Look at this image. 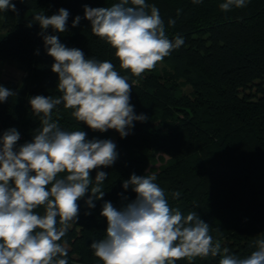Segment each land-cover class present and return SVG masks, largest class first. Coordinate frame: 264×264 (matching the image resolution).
<instances>
[{"label": "trees", "instance_id": "1", "mask_svg": "<svg viewBox=\"0 0 264 264\" xmlns=\"http://www.w3.org/2000/svg\"><path fill=\"white\" fill-rule=\"evenodd\" d=\"M118 2L12 0L17 11L0 10V61L22 71L19 84L7 78L0 81L15 93L0 102V135L16 128L17 149L31 142L41 125L29 99L62 95L57 91L58 75L51 71L54 60L33 16H51L64 8L69 12L67 30L58 33L49 28L44 34L57 35L87 58L113 63L132 85L135 114L148 117L134 121L121 138L114 129L91 130L63 104L53 109L52 118L61 128L82 130L89 140L113 137L117 152L113 165L90 173L89 190L95 186L97 171L108 174L100 185L103 198L94 200L91 209L86 204L90 191L79 199L78 219L69 222L59 242L68 251V264H102L90 248L93 240L105 236L102 205L110 201L119 209L136 198L131 187L123 188L133 173L154 174L173 210L185 216L196 211L209 224L213 242L219 240L221 249L247 257L256 250L255 241L264 239V0H246L244 7L228 12L219 7L224 0H146L159 9L168 38L178 35L184 43L139 77L120 68L115 49L94 35L90 21L84 19L85 6ZM76 16L81 20L73 27ZM170 19L174 25H169ZM174 192H180L176 199ZM35 211L44 214L43 207ZM219 259L209 255L176 264H219Z\"/></svg>", "mask_w": 264, "mask_h": 264}, {"label": "clouds", "instance_id": "2", "mask_svg": "<svg viewBox=\"0 0 264 264\" xmlns=\"http://www.w3.org/2000/svg\"><path fill=\"white\" fill-rule=\"evenodd\" d=\"M245 5L246 0H224L219 7L228 12ZM0 10L17 11L12 0H0ZM68 17L64 8L51 16H33L46 52L54 60L51 71L58 75L57 91L62 95L29 99L41 125L31 142L17 149L20 133L16 128L0 135V264H68V251L59 242L69 222L78 219L77 201L90 191L86 204L91 209L94 200L104 196L100 185L108 174L97 171L95 186L89 190L90 173L114 164L116 144L110 139L89 140L82 130L61 128L52 118L56 106L63 104L73 110L72 116L93 131L114 129L121 138L129 134L134 121L148 119L145 114H135L130 103L132 85L113 63L87 58L81 49L61 43L57 35L44 34L49 28L64 33ZM84 19L90 21L94 35L115 49L120 68L137 77L154 69L184 43L178 35L168 38L159 9L146 0L85 6ZM80 20L76 16L72 26ZM168 23L174 25L175 20ZM13 95L0 85V102ZM156 179L154 174L133 173L123 181V188L131 187L136 198L119 209L110 201L103 203L100 215L107 222L105 236L90 244L102 264H176L209 255H219V264H264V239H257L256 250L244 258L230 253L227 247L221 249L219 240L213 242L209 234V224L196 211L185 216L170 207ZM179 196L180 192L172 193L173 199ZM40 207L44 208L43 215L35 211Z\"/></svg>", "mask_w": 264, "mask_h": 264}, {"label": "rangeland", "instance_id": "3", "mask_svg": "<svg viewBox=\"0 0 264 264\" xmlns=\"http://www.w3.org/2000/svg\"><path fill=\"white\" fill-rule=\"evenodd\" d=\"M22 71L18 69L14 64H8L7 62L0 61V81L11 79L16 84L21 82ZM110 140L114 141L112 137ZM157 165V164H156Z\"/></svg>", "mask_w": 264, "mask_h": 264}]
</instances>
